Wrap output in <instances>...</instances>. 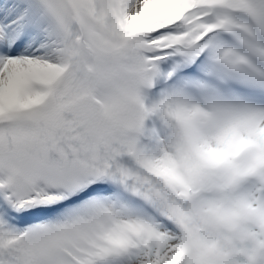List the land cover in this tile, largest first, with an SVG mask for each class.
<instances>
[{
    "label": "snow or ice",
    "instance_id": "1",
    "mask_svg": "<svg viewBox=\"0 0 264 264\" xmlns=\"http://www.w3.org/2000/svg\"><path fill=\"white\" fill-rule=\"evenodd\" d=\"M0 264H264V0H0Z\"/></svg>",
    "mask_w": 264,
    "mask_h": 264
}]
</instances>
